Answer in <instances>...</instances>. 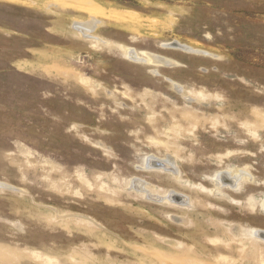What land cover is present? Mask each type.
Wrapping results in <instances>:
<instances>
[{"label": "rangeland", "instance_id": "374dc122", "mask_svg": "<svg viewBox=\"0 0 264 264\" xmlns=\"http://www.w3.org/2000/svg\"><path fill=\"white\" fill-rule=\"evenodd\" d=\"M0 264H264V0H0Z\"/></svg>", "mask_w": 264, "mask_h": 264}, {"label": "bare ground", "instance_id": "6f19581e", "mask_svg": "<svg viewBox=\"0 0 264 264\" xmlns=\"http://www.w3.org/2000/svg\"><path fill=\"white\" fill-rule=\"evenodd\" d=\"M97 21V19L96 18H94V16L93 15H91V19L90 20H88V21H86V22H75L76 24L75 25H77V27L80 29V30H82V31H86V33H89V31H92V29H93V27L96 25V22ZM185 47H187L188 49H191L190 47H188V46H186V45H184ZM130 52L132 53H135L132 49L130 50ZM135 55H136V53H135ZM135 58H137V59H140V57L138 58L137 56H135ZM141 60H145V58H141ZM166 167V166H165ZM245 171V170H244ZM244 171H242V170H239L238 171V173H236V174H234V176H229V178L230 179H232L233 181H230V183H231V185H232V187L234 186V185H236V183H237V181L243 176L244 178H246L245 176V173L246 172H244ZM229 172V171H228ZM228 172H227V174H228ZM248 174V173H247ZM226 174H225V172H223V174L222 173H218V178L221 180V183L222 184H225V179H224V176H225ZM218 180V179H217ZM219 182V181H218ZM227 182V181H226ZM235 183V184H234ZM226 185V184H225ZM142 188V187H141ZM170 193V192H169ZM171 194V193H170ZM175 196V195H174ZM170 197V196H169ZM181 198V197H180ZM163 199V198H162ZM186 199V198H185ZM175 200V199H174ZM171 201V200H170ZM255 234H257L258 235V232L257 231H255Z\"/></svg>", "mask_w": 264, "mask_h": 264}, {"label": "water", "instance_id": "95a60500", "mask_svg": "<svg viewBox=\"0 0 264 264\" xmlns=\"http://www.w3.org/2000/svg\"><path fill=\"white\" fill-rule=\"evenodd\" d=\"M174 46H179V47H183V48H186V49H188L187 47H185L184 45H180V44H178V43H176V44H173Z\"/></svg>", "mask_w": 264, "mask_h": 264}]
</instances>
